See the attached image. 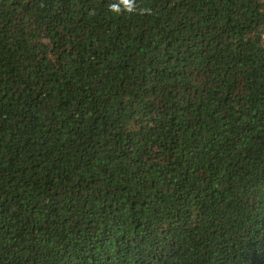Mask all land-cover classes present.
I'll return each mask as SVG.
<instances>
[{
	"label": "trees",
	"instance_id": "trees-1",
	"mask_svg": "<svg viewBox=\"0 0 264 264\" xmlns=\"http://www.w3.org/2000/svg\"><path fill=\"white\" fill-rule=\"evenodd\" d=\"M0 264H264V0H0Z\"/></svg>",
	"mask_w": 264,
	"mask_h": 264
}]
</instances>
